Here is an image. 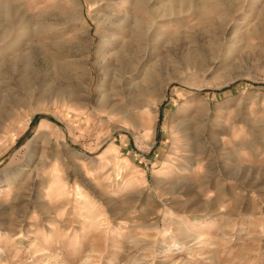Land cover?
I'll list each match as a JSON object with an SVG mask.
<instances>
[{
    "label": "rangeland",
    "instance_id": "1",
    "mask_svg": "<svg viewBox=\"0 0 264 264\" xmlns=\"http://www.w3.org/2000/svg\"><path fill=\"white\" fill-rule=\"evenodd\" d=\"M0 264H264V0H0Z\"/></svg>",
    "mask_w": 264,
    "mask_h": 264
},
{
    "label": "bare ground",
    "instance_id": "2",
    "mask_svg": "<svg viewBox=\"0 0 264 264\" xmlns=\"http://www.w3.org/2000/svg\"><path fill=\"white\" fill-rule=\"evenodd\" d=\"M43 126L45 127V123H41V124H40V127H43Z\"/></svg>",
    "mask_w": 264,
    "mask_h": 264
}]
</instances>
